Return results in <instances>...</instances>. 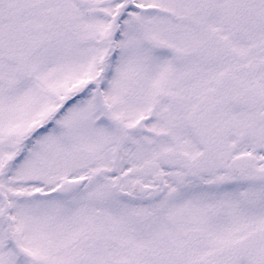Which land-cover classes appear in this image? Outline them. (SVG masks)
Masks as SVG:
<instances>
[{
  "label": "snow or ice",
  "instance_id": "6c2138e0",
  "mask_svg": "<svg viewBox=\"0 0 264 264\" xmlns=\"http://www.w3.org/2000/svg\"><path fill=\"white\" fill-rule=\"evenodd\" d=\"M0 264H264V0H0Z\"/></svg>",
  "mask_w": 264,
  "mask_h": 264
}]
</instances>
